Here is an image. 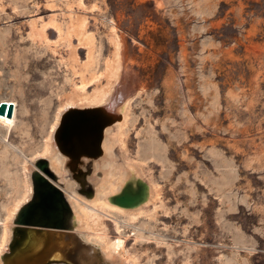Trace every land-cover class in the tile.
Masks as SVG:
<instances>
[{"label":"rangeland","instance_id":"obj_1","mask_svg":"<svg viewBox=\"0 0 264 264\" xmlns=\"http://www.w3.org/2000/svg\"><path fill=\"white\" fill-rule=\"evenodd\" d=\"M79 80L88 94L114 83L106 109L131 99L114 155L159 193L135 220L92 213L97 231L136 264H264V0H0V101L15 104L0 125V234L24 157L55 148L57 115L85 105L68 102ZM67 166L70 183L88 176Z\"/></svg>","mask_w":264,"mask_h":264},{"label":"bare ground","instance_id":"obj_2","mask_svg":"<svg viewBox=\"0 0 264 264\" xmlns=\"http://www.w3.org/2000/svg\"><path fill=\"white\" fill-rule=\"evenodd\" d=\"M89 41L90 36L84 35L81 32L78 42L85 43ZM113 43L114 51L112 59L110 63H107V66L108 73L113 74L114 82L118 80L120 44L116 39H114ZM113 82L105 90L88 94L84 91V86L87 82L79 80L75 96L69 99L68 102L76 103L81 101L85 105L106 104L110 99L112 85L115 83ZM3 100L11 103L9 105L11 114L5 115L0 113V125L4 129L9 130L14 123L15 104L6 99ZM130 100L127 99L124 101L123 99L114 109L119 114V119L105 128L101 142V152L97 157L89 158L83 156L80 157L77 163L69 162L66 156L60 154L53 148V143L50 144L48 139L46 140L44 148L37 155L30 158L24 157L26 161L24 169L27 177L26 192L19 201L15 202L1 220L0 264H49V262L53 261H62V264H136L133 257L124 253V240L122 236L119 235L114 239H108L104 233L97 231V224L91 223L89 220L92 213H98L100 211L105 216H109L111 210L127 213L131 220H135L143 213L146 206L159 195L156 186L152 182L143 180L144 176L137 164L128 159H123V161L118 162L114 155L115 146H120L123 151L122 129L128 120ZM60 115L61 113L57 115L51 133L54 132ZM1 137H3L4 142L8 143V139L4 138L6 135ZM8 145L12 150L17 152L11 144L8 143ZM39 155L48 156L51 167L58 174V182L56 183L62 188L67 197L74 219L73 227L65 230H71L72 232H61L54 228H48L43 233L36 232L33 235L34 240L32 243L3 258V254L8 252L7 244L11 238L13 217L18 208L31 197L32 188L29 173L35 167L33 160ZM66 164L71 167L74 174L88 173V176L84 179L77 178L76 182L71 181L72 183H70L66 177L68 171L65 170ZM79 164L83 165V170L78 169ZM98 174L100 177L96 178ZM138 181L143 182L146 186L145 194L141 202L130 207L116 204L118 207L130 209L126 211L109 206L108 202H112L111 196L113 194L119 192L126 185H130L131 188L135 189ZM80 189L84 195L79 193ZM87 198H91V200H87ZM95 248L98 250V254L95 252Z\"/></svg>","mask_w":264,"mask_h":264},{"label":"water","instance_id":"obj_3","mask_svg":"<svg viewBox=\"0 0 264 264\" xmlns=\"http://www.w3.org/2000/svg\"><path fill=\"white\" fill-rule=\"evenodd\" d=\"M5 100L0 101V113L11 114ZM119 114L105 108L104 104L70 105L60 115L52 140L56 150L66 156L69 162L77 163L80 157L95 158L101 152V142L105 128L113 123ZM29 173L32 195L17 210L13 217L8 252L3 258L32 243L36 232L43 233L48 228L61 232H72L73 214L69 201L58 182V174L51 167L48 156L39 155L33 160ZM135 189L124 186L111 196V201L120 206H134L142 201L145 184L138 181ZM98 254V250L94 249ZM53 261L49 264H62Z\"/></svg>","mask_w":264,"mask_h":264}]
</instances>
